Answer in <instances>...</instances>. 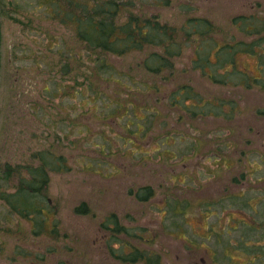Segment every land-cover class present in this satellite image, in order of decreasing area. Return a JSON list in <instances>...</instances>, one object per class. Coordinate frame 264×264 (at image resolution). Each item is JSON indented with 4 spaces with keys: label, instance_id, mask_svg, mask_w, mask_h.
I'll return each instance as SVG.
<instances>
[{
    "label": "rangeland",
    "instance_id": "1",
    "mask_svg": "<svg viewBox=\"0 0 264 264\" xmlns=\"http://www.w3.org/2000/svg\"><path fill=\"white\" fill-rule=\"evenodd\" d=\"M156 1L132 0V10L169 21L206 17L219 35L264 46V0ZM52 9L48 0H0V190L17 183L14 169L45 164L44 157L51 208L38 234L0 198V264H35L31 251L49 243L55 251L46 264H146L113 256L111 248L127 242L131 250L157 253L152 257L162 264H264L261 58L236 52L252 77L242 86L232 75L210 84L187 55L169 75L145 71L139 63L146 52L109 56L108 69ZM168 78L205 98H224V109L197 119L182 113L178 120L157 99ZM153 83L160 87L156 94ZM140 107H159L160 114ZM144 116L146 135L133 141L128 129ZM57 152L65 157L62 172L50 167ZM141 186L154 194L145 202L129 194ZM82 203L85 212L77 210Z\"/></svg>",
    "mask_w": 264,
    "mask_h": 264
},
{
    "label": "trees",
    "instance_id": "2",
    "mask_svg": "<svg viewBox=\"0 0 264 264\" xmlns=\"http://www.w3.org/2000/svg\"><path fill=\"white\" fill-rule=\"evenodd\" d=\"M131 2L132 0H48V5H52V17L55 18L56 10L57 18L62 23L75 26L76 39L80 43H85L83 44L88 49V55L93 57L96 63L98 62L97 65L105 66L108 69L113 68L108 62L110 60L109 56L121 57L129 53L146 52L139 64L145 71L155 77V75H160L164 72L169 75V72L175 67L177 58L187 55L193 63V68L198 69V73L202 75L201 77L207 79L210 84L225 83L229 80L230 75L233 76L231 80H234L239 86L251 84L252 77L250 74L243 69H239L240 66L236 62V52L264 55V46L257 47L255 40L247 43V41L235 39V37L227 38L226 34L219 35V31L212 21L206 17L195 16L192 18L188 17L185 19L186 21H169L161 19L156 13L149 16L139 15L133 12V2ZM156 2H161L160 6L172 5V0H158ZM238 29L242 30L239 26ZM244 29L251 31V29L246 27H243ZM213 55L215 60H212ZM260 61L264 65V59ZM229 63L231 64L230 72V67L227 66ZM221 70L223 72H220ZM167 82L168 85L161 92H164L163 95L157 97V99L159 103H168L171 108H174V112H178V120L181 119L182 113L188 114L192 119L199 118L197 116H216L220 114V111L226 105L222 101L224 98H205L192 86L187 85L188 83L186 82H174L173 79L169 82V78ZM155 84L153 83L149 86L154 88V93L156 94L160 87ZM97 98L98 95H93L94 100ZM133 105L135 106V104ZM199 108L200 110L196 112ZM140 109L150 111L151 116L160 114L159 107L155 109L153 107L151 109L140 107ZM137 118L140 122L136 123V128L134 130L131 127L128 129L130 138L136 142L139 141L137 134L146 135L145 130L148 122L147 116ZM162 119L165 120L164 118ZM140 126H142L141 129ZM169 133L165 135V139L170 137ZM180 133L178 129L176 134ZM61 157L57 152V163L53 165L55 168L50 166L54 169L53 171H64L66 166L64 163L65 157ZM41 159L46 162V165L40 160V165H30V168L27 167L26 171L14 169L10 174L17 178L15 180L17 183L0 190V198L9 211L22 219L31 221L34 231L38 234L41 232V226L43 228V224L51 212L45 196V189L50 176L49 170L46 168L48 161L44 157ZM10 174L7 171L6 176H4V182L7 184L8 181L6 180L10 178L13 180ZM9 188L13 190L9 191ZM129 194L141 202L147 201L154 195L150 186H141L137 190L131 188ZM77 210L85 212L87 207L82 203L80 207H77ZM170 211L176 213L179 209L174 206ZM116 229H118L117 226H115ZM122 230L126 231L127 228L122 227ZM48 232L49 235L52 234L50 230ZM147 240L149 241V239ZM128 243L131 244L130 242L124 243V246L120 247L118 251L111 248L113 256L126 263L143 260L146 264H162L159 258L152 257V255L157 253L147 252L145 253L147 255H145L143 251L128 248ZM43 247H45L44 250L42 249ZM39 249L42 251H31L34 256L33 261L35 264H46L47 255H51V252L55 250L51 248L50 243L43 245ZM21 254L25 255L23 252ZM151 258L153 259L152 261L150 260ZM14 261L16 262L17 260L15 259ZM60 264L66 263L62 262Z\"/></svg>",
    "mask_w": 264,
    "mask_h": 264
}]
</instances>
